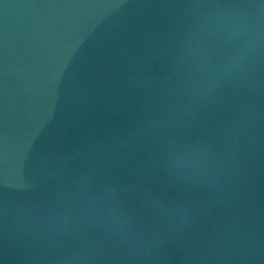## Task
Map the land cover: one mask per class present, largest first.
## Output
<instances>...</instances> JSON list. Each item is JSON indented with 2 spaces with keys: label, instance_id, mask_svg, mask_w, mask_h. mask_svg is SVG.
I'll return each instance as SVG.
<instances>
[{
  "label": "water",
  "instance_id": "water-1",
  "mask_svg": "<svg viewBox=\"0 0 264 264\" xmlns=\"http://www.w3.org/2000/svg\"><path fill=\"white\" fill-rule=\"evenodd\" d=\"M0 264H264V0H0Z\"/></svg>",
  "mask_w": 264,
  "mask_h": 264
}]
</instances>
